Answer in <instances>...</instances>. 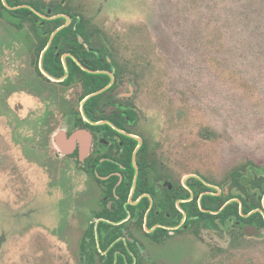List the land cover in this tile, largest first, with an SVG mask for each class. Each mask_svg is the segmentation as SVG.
<instances>
[{
    "label": "rangeland",
    "instance_id": "rangeland-1",
    "mask_svg": "<svg viewBox=\"0 0 264 264\" xmlns=\"http://www.w3.org/2000/svg\"><path fill=\"white\" fill-rule=\"evenodd\" d=\"M67 2L97 34L152 60L133 96L139 130L180 181L199 174L226 195L233 168L264 165V0ZM24 32L0 19V264H80L93 194L47 148L42 123L45 107L72 102L79 88L39 95ZM204 128L216 136L201 135ZM238 232H172L160 247L147 245L144 263L264 264V229L231 240Z\"/></svg>",
    "mask_w": 264,
    "mask_h": 264
},
{
    "label": "flooded vegetation",
    "instance_id": "flooded-vegetation-1",
    "mask_svg": "<svg viewBox=\"0 0 264 264\" xmlns=\"http://www.w3.org/2000/svg\"><path fill=\"white\" fill-rule=\"evenodd\" d=\"M29 1L31 0H22V3L16 6L8 5L5 0H0V3L10 10L19 7L31 8L43 19L63 18L51 32L47 44L37 57L39 42L33 37L29 25L26 24L22 29L33 46L34 75L40 82V85L35 83V88L38 89L39 95L50 92L51 89L64 94L68 88H79L75 100L63 103L67 104L66 107H63V104L57 110L45 107L42 123L49 124L48 130L44 127L46 134L43 135L44 140L48 135L47 148L49 142L53 144L58 155L64 161L72 163L77 173L86 177V184L93 194V205L89 207L90 224L82 236L86 240L88 252L86 255L81 252V238L80 264H106L109 261L110 264H145L147 254L144 249L148 244L154 248L160 247L172 237V232L181 234L190 231L197 234L201 227H204L201 226L200 215L197 214L204 210L201 208V198L205 195L227 197L230 188L233 196L225 201L220 210L231 202L236 203L238 214L245 220L235 216L229 228L217 229L229 231L237 228L239 232L234 233L231 239L235 241L238 235L260 238L264 227L257 226L255 222H247L246 219L255 211L264 214V208L244 213L243 199L239 196L240 185L235 182L230 185L227 179L229 190L224 195L222 187H212L214 182L198 176L199 174L187 177L184 182L180 181L172 169L171 160L165 158L160 146L150 145L142 135L139 130L140 114L133 101L137 85L141 86L145 76L142 74L144 71H140L144 66L140 65V57H136L137 63L133 65L131 62L126 63L124 57V51L132 49H104L106 54L99 55L97 49L89 48L90 44L113 43L112 40L86 41L79 38L78 42L83 43L88 52H96V56H76L70 51H62L60 44L77 41L54 40L53 37L59 30L71 24L75 26L72 16L63 13L59 8L54 11L48 8L46 14L30 7ZM33 1L49 5L60 3L62 7L68 6L76 18L84 16L73 10L67 0ZM0 19L8 27L15 28L1 16ZM50 51L54 54L47 56L46 53ZM115 51L119 54L114 55ZM141 51V59H144L145 50ZM89 59H97L98 67L93 68L94 64L89 62ZM76 65L90 73L106 76L107 81L99 89L78 99L82 85L75 77L70 83L67 82L70 69ZM60 66L63 68L61 74L51 71H57ZM62 125L64 127H61ZM201 181L208 187L202 192ZM242 197L250 202V197L244 194ZM262 203L264 207V198ZM120 205L124 214L119 208ZM210 212L216 214L215 211ZM247 225H255L261 235L245 234L244 227ZM90 227L91 231L87 235L86 231ZM196 228L198 231L195 232Z\"/></svg>",
    "mask_w": 264,
    "mask_h": 264
},
{
    "label": "trees",
    "instance_id": "trees-1",
    "mask_svg": "<svg viewBox=\"0 0 264 264\" xmlns=\"http://www.w3.org/2000/svg\"><path fill=\"white\" fill-rule=\"evenodd\" d=\"M8 5L16 6L22 3V0H5ZM30 7H33L41 12L48 13L47 9L51 8L57 10L58 8L61 9L63 13H66L73 18V22L76 23L75 26L73 24L65 27L54 35V40H62V41H77L76 43H62L59 45L62 48V51H70L72 54L76 56H96L98 53L99 55L106 54L104 49H114L116 48L117 51L120 48L129 49V46H121L114 43H102V44H90L89 48L97 49L96 52H88L87 48L83 43L78 42L79 38L83 40H106L107 37L104 35H99L96 33L95 28H93L90 24V21L86 19L84 16L81 18H76L73 12L69 9L68 6H61L60 3H55L54 5H49L44 2L40 1H29ZM2 9V10H1ZM0 16L7 20L8 23L13 25L16 29L22 30L24 26L27 24L32 32L33 37L35 40L39 42L38 50L36 52V57L39 55L40 50L43 48L44 45L47 44L51 32L59 25L63 18H56V19H43L38 16L31 8L19 7L14 9H8L1 5L0 3ZM111 41V40H109ZM142 47V46H141ZM117 51L113 52L115 54H119ZM133 51V49L131 50ZM137 51V49H136ZM110 53V51H109ZM112 53V52H111ZM47 56L50 54H54L53 51L46 53ZM140 57L141 63L140 65H144L141 70L144 72L142 74H146L147 70L153 69V63L150 58L147 56L144 59H141L142 53L139 54H132L130 51H124V57H126V63H132L136 65L137 60L136 57ZM89 62L93 63V68L98 67L96 63L98 62L97 59H89ZM86 65V63L84 62ZM55 74H61L63 72L62 66L57 68V71L51 70ZM37 72H39L37 68ZM40 73V72H39ZM75 77L76 81H78L83 89L82 92L79 94V97L83 95L97 90L102 86L106 81L107 77L101 74L90 73L89 71H85L80 66L76 65L74 68L70 69L69 79L67 82L70 83L72 78ZM95 99V98H94ZM93 99V100H94ZM201 135L205 136L206 138H212L216 136V133L210 129L204 128L201 131ZM206 180V179H205ZM228 180L230 185L235 182L239 187L240 194L239 196L243 199V212L247 213L250 210L261 208L262 210L263 203L262 198H264V165L256 164L250 160L245 161L241 166L233 168L228 174ZM208 187L201 181V192L207 190ZM242 194L250 197V202H247L245 198L242 197ZM232 190L230 188L227 197L223 196H214V195H205L201 198V212L197 214L200 215L201 219V226L207 228L217 229L219 227L223 229H227L232 225V221L236 216L240 220H245L238 214V204L236 203H229L223 209L220 210V207L225 203L228 198L232 197ZM119 208L124 211L122 206L120 205ZM105 210H110L105 208ZM210 211H215L216 214H212ZM124 214V212H123ZM247 222H255L257 226L264 227V214L260 211H255L251 216L246 219ZM197 223V222H196ZM195 223V224H196ZM195 232L198 231L197 228L194 229ZM91 231V227L87 229L86 234L88 235ZM94 241V239H93ZM81 252L83 254H87V244L85 238H82L81 243ZM112 253L110 252L109 258H111ZM86 261V259L84 260ZM83 261V262H84ZM111 262H107L106 264H110ZM85 264V262L83 263Z\"/></svg>",
    "mask_w": 264,
    "mask_h": 264
},
{
    "label": "water",
    "instance_id": "water-1",
    "mask_svg": "<svg viewBox=\"0 0 264 264\" xmlns=\"http://www.w3.org/2000/svg\"><path fill=\"white\" fill-rule=\"evenodd\" d=\"M244 233L249 234V235H255V236H260L261 233L259 230L256 228L255 225H247L244 227Z\"/></svg>",
    "mask_w": 264,
    "mask_h": 264
}]
</instances>
